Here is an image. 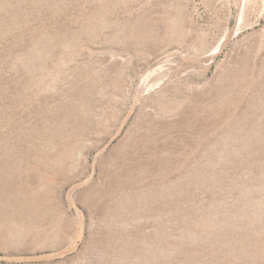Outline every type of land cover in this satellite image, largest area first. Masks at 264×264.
<instances>
[{"label":"rangeland","instance_id":"374dc122","mask_svg":"<svg viewBox=\"0 0 264 264\" xmlns=\"http://www.w3.org/2000/svg\"><path fill=\"white\" fill-rule=\"evenodd\" d=\"M0 264H264V0H0Z\"/></svg>","mask_w":264,"mask_h":264},{"label":"bare ground","instance_id":"6f19581e","mask_svg":"<svg viewBox=\"0 0 264 264\" xmlns=\"http://www.w3.org/2000/svg\"><path fill=\"white\" fill-rule=\"evenodd\" d=\"M32 206V205H31ZM29 212V211H28ZM31 215V214H30Z\"/></svg>","mask_w":264,"mask_h":264}]
</instances>
